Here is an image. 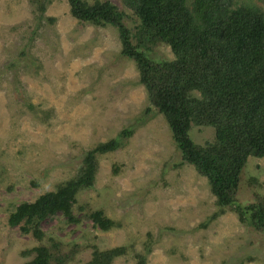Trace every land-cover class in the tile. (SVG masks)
Listing matches in <instances>:
<instances>
[{
  "label": "rangeland",
  "instance_id": "rangeland-1",
  "mask_svg": "<svg viewBox=\"0 0 264 264\" xmlns=\"http://www.w3.org/2000/svg\"><path fill=\"white\" fill-rule=\"evenodd\" d=\"M109 1L134 32L137 17L120 0ZM235 2L264 13V0ZM145 52L174 58L165 44ZM148 106L114 26L79 21L67 0H50L41 19L29 0H0V264H22L34 255L25 250L53 241L63 250L78 247L66 264L88 262L93 247L118 246L125 253L111 264H264V233L229 208L211 216L217 206L207 178L180 164L163 114L153 106L145 112ZM124 128L131 133L98 156L93 185L76 194L75 221L62 213L47 217L42 239L22 232L21 223L9 225L18 204L76 175L87 150ZM189 135L204 144L214 129L192 125ZM262 195L264 158L249 156L237 202ZM97 209L117 226L96 227L88 214Z\"/></svg>",
  "mask_w": 264,
  "mask_h": 264
},
{
  "label": "trees",
  "instance_id": "trees-1",
  "mask_svg": "<svg viewBox=\"0 0 264 264\" xmlns=\"http://www.w3.org/2000/svg\"><path fill=\"white\" fill-rule=\"evenodd\" d=\"M29 1L35 4L38 18H43L50 0ZM67 2L69 12L79 21L117 29L121 54L134 61L138 82L146 89L149 106L145 112L153 106L163 114L181 153L180 164L192 165L207 178L217 206L211 216L229 208L241 223L264 233V195L244 205L236 198L247 158H264L263 11L235 0H192L190 4L186 0H120L138 19L132 32L124 22L125 13L109 0ZM158 44L169 46L174 58L156 59L145 52ZM192 125L211 126L213 139L195 143L189 135ZM130 133L124 128L116 137L87 150L76 175L34 201L18 204L9 215V225L21 223L22 232L42 239L40 223L47 217L62 213L68 221H75L76 194L93 185L98 156L118 148L120 139ZM88 217L103 231L117 226L100 209ZM60 246L53 241L50 246L27 249L24 253L34 255L22 264L73 260L78 247L63 250ZM93 249L84 264H111L125 253L124 246Z\"/></svg>",
  "mask_w": 264,
  "mask_h": 264
}]
</instances>
